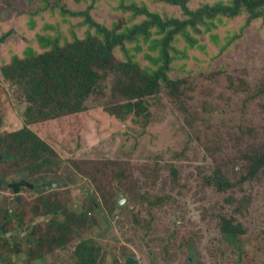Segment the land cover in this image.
Segmentation results:
<instances>
[{"label": "rangeland", "instance_id": "rangeland-1", "mask_svg": "<svg viewBox=\"0 0 264 264\" xmlns=\"http://www.w3.org/2000/svg\"><path fill=\"white\" fill-rule=\"evenodd\" d=\"M218 1L232 3L236 16L218 23L220 41L230 39L222 60H238L241 71L225 89L216 84L219 44L209 34L197 41L184 35L158 44L151 60L139 59L155 70L157 92L133 101L131 115L107 112L125 101L112 92L113 77L102 84L85 103L94 115L90 132L89 119L82 128L72 116L44 122L42 102L31 100L28 78L18 73L23 39L32 35L23 20L48 12L53 1L0 0V160L12 155L0 161V185L18 188L22 181L28 189L20 188L18 204L12 195L0 201V264H75L80 243L97 249L104 264L130 257L137 264H187L190 257L192 264H264V168L253 179L242 177L264 145V0ZM133 6L154 16L183 15L163 0H104L94 17L120 31L147 20ZM52 32L70 34L60 23ZM114 54L125 60L120 49ZM23 129L49 140L54 154L18 149L11 133ZM216 168L241 183L235 188L241 235L222 234L216 186L200 184L193 194ZM229 211L225 203L223 214ZM54 222L70 223L66 250L51 246Z\"/></svg>", "mask_w": 264, "mask_h": 264}, {"label": "trees", "instance_id": "trees-1", "mask_svg": "<svg viewBox=\"0 0 264 264\" xmlns=\"http://www.w3.org/2000/svg\"><path fill=\"white\" fill-rule=\"evenodd\" d=\"M50 1H53L54 7L48 12L38 13L39 16H35L37 14L34 12L26 14L23 24H26L32 35L23 39V48L26 47L22 51L24 59L17 64L20 65L19 71L17 69L20 76L28 78L27 87L34 94L31 100L34 98L36 105L42 102L38 105V110L44 122H54V119L63 115L72 116L79 128L89 119L90 132L96 130L92 108L89 110L85 103L94 93L100 94L102 84L112 77L116 81L111 88L112 92L125 102L108 106L107 112L116 118L117 111H123L126 116L131 115L133 101L157 92V76L152 75L155 70L143 69L139 59L143 57L145 61L151 60L152 52L158 49V44L172 43L184 35L195 40L197 35L209 34L211 40L216 41V45L219 44V53L216 54L219 73L216 84L219 87L225 89L231 81L230 77L241 72L238 60L230 59L231 57L222 60L229 48L230 39L220 41V36L216 33L218 23L223 22L226 17H236L231 12L232 3L196 0L198 7H193L191 0H163L183 9V15L180 17L162 15L163 18L159 14H151L147 7L139 9L133 6L132 9L137 13L141 10L147 20L125 25L120 31H116L94 17L97 12L94 7L104 0H74V5L78 4L76 7L66 0ZM250 5L252 8L256 6L254 3ZM58 23L67 25L70 34L53 35L52 31L57 28ZM116 49L122 51L125 60L116 58ZM163 55L165 53L161 51L159 64ZM230 66H233L234 70H231ZM172 85L171 82L167 86L170 88ZM11 134L18 149L26 148L30 153L42 151L44 154H54L50 141L38 133L23 129ZM9 144L12 143L9 141ZM12 146L17 148L13 144ZM11 156L4 155L1 158L5 160ZM248 162L249 171L242 177L253 179L264 168V145L252 153ZM200 184L207 187L216 186V214L220 216L222 234H243L245 227L235 222L238 221V207L242 203L235 197V188L241 183H233L223 174L222 168H216L215 172L198 183L193 194L197 192ZM225 203L230 207L227 212L229 214H223ZM51 228L53 230V227ZM70 233V223L60 228L54 222V242L51 243L54 250H66L65 246L70 243ZM74 257L75 264H104L103 260L98 259V250L88 248L85 243L77 245Z\"/></svg>", "mask_w": 264, "mask_h": 264}, {"label": "flooded vegetation", "instance_id": "flooded-vegetation-1", "mask_svg": "<svg viewBox=\"0 0 264 264\" xmlns=\"http://www.w3.org/2000/svg\"><path fill=\"white\" fill-rule=\"evenodd\" d=\"M20 187H16L15 185H11L8 183H4L3 185H0V192L4 195L3 197L0 198V201L3 202L5 200L8 201V195H12L14 197L15 202L18 204L21 200L20 196V192L21 189L25 188L23 182L21 181V183L19 184ZM26 186V185H25ZM17 188V189H16ZM21 188V189H20ZM25 190H28L25 188Z\"/></svg>", "mask_w": 264, "mask_h": 264}, {"label": "water", "instance_id": "water-1", "mask_svg": "<svg viewBox=\"0 0 264 264\" xmlns=\"http://www.w3.org/2000/svg\"><path fill=\"white\" fill-rule=\"evenodd\" d=\"M120 202H121V199H120ZM192 260H193V258L190 257V258H189V261H188L187 264H192ZM137 262H138V261H137L136 258H134V257H130V258L127 259L126 264H137Z\"/></svg>", "mask_w": 264, "mask_h": 264}]
</instances>
